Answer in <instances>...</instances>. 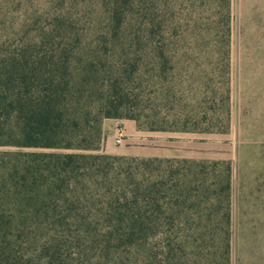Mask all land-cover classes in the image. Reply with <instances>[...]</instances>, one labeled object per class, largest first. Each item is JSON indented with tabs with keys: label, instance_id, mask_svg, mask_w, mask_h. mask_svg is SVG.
Listing matches in <instances>:
<instances>
[{
	"label": "trees",
	"instance_id": "16d2710c",
	"mask_svg": "<svg viewBox=\"0 0 264 264\" xmlns=\"http://www.w3.org/2000/svg\"><path fill=\"white\" fill-rule=\"evenodd\" d=\"M125 1L110 0L104 46L77 41L72 27L18 48L0 45V148L53 150L0 151V264H114L123 254L135 264H232L230 170L217 190L206 185L209 171L187 160L142 159L129 175L117 164L122 158L101 153L108 118L149 131L211 133L197 120L191 129L167 124L165 106L182 107L186 90L191 113L207 120L220 106L218 85L226 87V122L216 132L228 133L232 0H152L151 18L144 0L138 60L118 64L104 49L123 44ZM151 72L149 94L165 108L148 113L132 106L127 85ZM68 231L90 236L87 261L61 239Z\"/></svg>",
	"mask_w": 264,
	"mask_h": 264
},
{
	"label": "rangeland",
	"instance_id": "374dc122",
	"mask_svg": "<svg viewBox=\"0 0 264 264\" xmlns=\"http://www.w3.org/2000/svg\"><path fill=\"white\" fill-rule=\"evenodd\" d=\"M143 1H125L130 7L125 9L123 44L118 43L115 49L108 45V49H104L109 62L121 64L138 60L140 47L136 35L145 16ZM145 1L150 8L152 0ZM109 3L110 0H0V45L18 48L35 40H48L63 27H72L79 35L74 38L81 43L102 45V34L111 20ZM148 12L151 18L152 8ZM181 24L187 25V21L182 20ZM231 39L228 133L216 132L219 125L226 122L227 104L220 103L226 87L218 85L217 102L220 106L217 104L215 110L208 113L207 120L191 113L193 105H190L186 90L182 107L174 105L171 100L165 106L171 113L167 124L172 123L175 129H191L197 120L199 131L211 130V133L149 131L132 119L108 118L102 122L104 143L101 153L122 158L117 164L129 175L140 170L142 159L187 160L186 166L192 170L209 171L206 185L217 190L226 184L227 170H230L232 264H264V0H232ZM178 42L183 45L188 40ZM124 47H129V54L122 53ZM214 58L220 60L219 56ZM149 63V69L153 68L151 58ZM152 74L127 85L131 97L137 98L132 106L140 104L148 113L165 108L163 102L149 94ZM171 77L174 86L175 74L172 73ZM157 122L160 125L161 121ZM121 134L122 140L118 142ZM0 151L40 153L53 150L0 148ZM111 189L115 191L116 186L111 185ZM85 205L89 206V203ZM61 239L72 246L79 262L87 261L94 252L89 248L90 236L86 233L68 231ZM31 251L38 256L37 247ZM114 264L135 263L123 254L122 259Z\"/></svg>",
	"mask_w": 264,
	"mask_h": 264
},
{
	"label": "built area",
	"instance_id": "2783aa9c",
	"mask_svg": "<svg viewBox=\"0 0 264 264\" xmlns=\"http://www.w3.org/2000/svg\"><path fill=\"white\" fill-rule=\"evenodd\" d=\"M120 137L121 138H118V140H117L118 142H121L123 135L121 134Z\"/></svg>",
	"mask_w": 264,
	"mask_h": 264
}]
</instances>
